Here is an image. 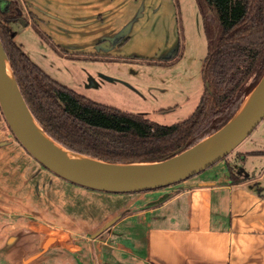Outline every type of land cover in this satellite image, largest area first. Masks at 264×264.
<instances>
[{
	"label": "crops",
	"instance_id": "obj_1",
	"mask_svg": "<svg viewBox=\"0 0 264 264\" xmlns=\"http://www.w3.org/2000/svg\"><path fill=\"white\" fill-rule=\"evenodd\" d=\"M26 1L32 15L57 18L74 30L89 25L97 40L125 24L113 22L126 0ZM256 153L245 161L260 158V167H244V174L221 161L185 182L140 194L89 190L55 174L49 194L38 185L37 167L26 178L21 170L0 174V264H264V151ZM33 217L67 237L53 232L46 247L13 223Z\"/></svg>",
	"mask_w": 264,
	"mask_h": 264
},
{
	"label": "rangeland",
	"instance_id": "obj_2",
	"mask_svg": "<svg viewBox=\"0 0 264 264\" xmlns=\"http://www.w3.org/2000/svg\"><path fill=\"white\" fill-rule=\"evenodd\" d=\"M10 2L16 8L14 13L20 16L12 26L17 34V45L60 84L96 103L126 113L144 114L161 125L183 122L197 109L206 89L205 60L218 41V33L208 39L197 0H126L122 5L124 9L113 22L117 28L125 24L115 33L116 37L120 35L119 39L115 38L114 46L108 49L107 38L94 39L88 31L89 25L75 26L80 29L74 30V27L69 28V23L57 18L54 22L45 19L46 23L44 15H30L31 7L26 0ZM103 22H98L100 28L104 27ZM126 31L127 34L121 36ZM86 36H89L87 42ZM177 51L178 56L175 55ZM161 57L173 58L174 64H152V59ZM258 151H264V120L224 161H231L244 174V167H260L261 159L255 158ZM249 153L256 154L246 162ZM0 155V174L14 175L21 170L26 178L34 173L32 168L37 167L40 189L42 184L47 187L43 192H52L54 186L49 185L50 178L55 179V175L44 170L19 143L1 110ZM35 208L42 209L39 204ZM25 211L23 215L34 216ZM13 223L32 230L35 238L32 237L44 239L46 247L53 241V232L55 238L67 237L63 230L53 229V223H40L35 217Z\"/></svg>",
	"mask_w": 264,
	"mask_h": 264
},
{
	"label": "trees",
	"instance_id": "obj_3",
	"mask_svg": "<svg viewBox=\"0 0 264 264\" xmlns=\"http://www.w3.org/2000/svg\"><path fill=\"white\" fill-rule=\"evenodd\" d=\"M197 2L208 39L218 33V41L205 60L206 89L197 109L189 119L167 126L96 103L52 79L17 45L12 26L20 16L10 0H0V39L41 128L72 152L107 163L137 164L165 161L225 127L264 76V0ZM173 61L161 57L152 64Z\"/></svg>",
	"mask_w": 264,
	"mask_h": 264
},
{
	"label": "water",
	"instance_id": "obj_4",
	"mask_svg": "<svg viewBox=\"0 0 264 264\" xmlns=\"http://www.w3.org/2000/svg\"><path fill=\"white\" fill-rule=\"evenodd\" d=\"M125 34H127V31L123 32L121 36ZM4 60L9 65L12 71L13 78L15 80L19 94L25 104L27 113L33 118L34 116L29 110L27 103L22 95L16 77L13 73L10 61L3 47V43L0 39V109L10 130L15 135L19 143L25 148V150L44 168L69 183L89 190L112 194H135L151 192L180 184L205 172L206 170L212 168L213 166L227 158L255 131V129L264 120L263 76L259 84L246 98L232 120L221 130L204 139L194 147L162 162L137 164H113L105 162L110 165L145 166V168L143 169L135 170L132 172L91 173L81 171L59 161L34 138L29 127L27 126L26 122L24 121L23 117L20 115L14 104L10 92L8 75L4 65ZM106 80L112 81V79L109 78H106ZM91 85L93 87L96 86L93 83ZM253 95L255 98L252 104L245 112V114L241 116L245 102ZM34 120L36 121L35 118ZM42 131L50 139H52L43 129ZM209 139H212L210 144H208L198 153L183 160H177L181 159L184 154ZM53 141L57 143L55 140ZM57 144L60 145L59 143ZM60 146L65 150H68L62 145ZM68 151L72 152L70 150ZM78 155L85 156L81 154Z\"/></svg>",
	"mask_w": 264,
	"mask_h": 264
},
{
	"label": "bare ground",
	"instance_id": "obj_5",
	"mask_svg": "<svg viewBox=\"0 0 264 264\" xmlns=\"http://www.w3.org/2000/svg\"><path fill=\"white\" fill-rule=\"evenodd\" d=\"M4 65L7 71L8 75V81L10 86V92L14 101V104L20 113V115L23 117L24 121L26 122L27 126L29 127L32 135L34 138L47 150L49 151L55 158H57L62 163L71 166L73 168H76L81 171L91 172V173H126V172H132L135 170H140L145 168L143 165H133V166H122V165H110L105 162H101L95 159H92L90 157L86 156H80L78 154L69 152L68 150H65L60 145L55 143L52 139H50L40 128V126L37 124V122L34 120L33 117H31L26 110L25 104L19 94L18 88L16 86L15 80L12 75V71L9 67V65L4 60ZM254 95L247 99V101L244 104L243 107V114L249 109L250 105L252 104L254 100ZM241 118V117H240ZM212 139H209L205 142H203L201 145L197 146L196 148L190 150L186 154H184L181 159L177 160H183L185 158H188L199 151H201L203 148H205Z\"/></svg>",
	"mask_w": 264,
	"mask_h": 264
},
{
	"label": "flooded vegetation",
	"instance_id": "obj_6",
	"mask_svg": "<svg viewBox=\"0 0 264 264\" xmlns=\"http://www.w3.org/2000/svg\"><path fill=\"white\" fill-rule=\"evenodd\" d=\"M31 16H32V13L30 14ZM34 16V15H33ZM119 37H120V35H118L117 37L115 36V34L114 35H111V36H107V37H104V38H100V39H98V41H100V40H102V39H105L106 40V38H107V40H108V42H105L106 43V46H107V48H106V46H104V48H106V49H108V47L110 46V47H112V46H114V44H115V38H118L119 39ZM97 41V42H98ZM113 41V42H112ZM102 43V42H101ZM105 43H102V44H105ZM101 44V45H102Z\"/></svg>",
	"mask_w": 264,
	"mask_h": 264
}]
</instances>
